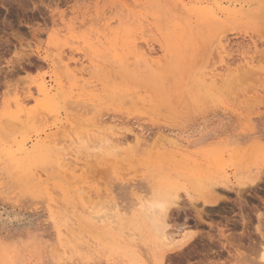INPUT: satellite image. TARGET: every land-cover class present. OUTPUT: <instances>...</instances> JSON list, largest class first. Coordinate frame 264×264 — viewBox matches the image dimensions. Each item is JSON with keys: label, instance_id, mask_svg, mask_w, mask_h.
Segmentation results:
<instances>
[{"label": "rangeland", "instance_id": "374dc122", "mask_svg": "<svg viewBox=\"0 0 264 264\" xmlns=\"http://www.w3.org/2000/svg\"><path fill=\"white\" fill-rule=\"evenodd\" d=\"M241 1L0 0V264H131L125 249L100 248L79 217L95 205L100 215L118 204L136 206L159 181L178 189L180 209L170 216V229L194 233L182 247L184 239L170 243L167 264H264V0ZM218 6L232 13L215 16ZM227 34L234 44H247L251 79L209 78L225 63L216 44ZM146 41L168 44L161 67L135 63ZM36 79L63 83L54 111L36 110ZM62 122L70 128L44 146L45 162L21 172L11 167L7 141L30 144ZM119 131L127 140L116 143ZM77 134H86L91 148L98 142L111 147L94 172L85 166L72 177L57 160ZM253 176L259 185L241 196L217 187ZM214 188L227 200L205 206Z\"/></svg>", "mask_w": 264, "mask_h": 264}, {"label": "bare ground", "instance_id": "6f19581e", "mask_svg": "<svg viewBox=\"0 0 264 264\" xmlns=\"http://www.w3.org/2000/svg\"><path fill=\"white\" fill-rule=\"evenodd\" d=\"M183 1V0H182ZM243 1V0H242ZM241 1V2H242ZM245 1V0H244ZM11 4V3H10ZM9 4V5H10ZM220 5V4H219ZM220 9L221 13L218 14L217 13V10ZM218 9L215 10V16H219V17H222L224 15V13H228V14H231L232 11L231 9L229 8H226V7H220L218 6ZM128 10V9H127ZM219 11V10H218ZM219 11V12H220ZM226 11V12H225ZM205 12V10L203 11ZM218 17V18H219ZM223 18V17H222ZM24 19V18H23ZM20 21V20H19ZM22 23V22H21ZM181 23V22H180ZM109 24V23H108ZM182 24V23H181ZM29 25V24H28ZM179 25V24H178ZM195 27V26H194ZM227 29V28H226ZM222 36V37H221ZM220 38L217 40V47H216V50H217V53L221 56V59L225 61V63L222 65V66H219V67H214L212 68L207 74H209V78L212 79L213 82H217V81H220V80H223L226 78H224V75L227 73V75L229 74H232V75H241L239 77H242V79H240L241 81L246 78H249L248 76H250L249 79H251L252 75H247V73H251L253 72V67L251 66V62L252 60L249 59V56L247 55V44H242L241 43H235L231 40V38L227 35H221ZM216 40V39H215ZM236 41V40H235ZM154 42V41H153ZM142 44V43H141ZM144 45V44H143ZM168 44L166 43H159L158 44V47L154 45V43L150 42V41H146L145 42V45L142 47V52L140 53V56L139 58L136 60L135 59V63H139L141 62L140 64L143 65L142 63V59L146 60L147 62L153 64V65H156V66H160L161 67V64H162V61L168 57ZM138 46V45H137ZM140 46V45H139ZM142 46V45H141ZM140 46V47H141ZM202 46V45H201ZM208 49V48H207ZM189 51V50H188ZM263 52V51H261ZM159 53H160V56H159ZM215 55L216 53L213 52ZM203 54V53H202ZM206 54V53H205ZM214 55V57H215ZM262 55V54H260ZM97 56V55H94V57ZM105 56V55H104ZM104 56H101V57H104ZM120 56V55H119ZM201 56V55H200ZM205 56V55H204ZM217 56V55H216ZM256 56V54H255ZM122 57V56H121ZM120 57V58H121ZM254 57V56H252ZM257 57V56H256ZM46 58V57H45ZM131 58V57H130ZM255 58V57H254ZM49 59V58H48ZM53 59V58H52ZM55 59V58H54ZM63 57H60L59 60H58V63L60 65V63H63ZM219 59V57H218ZM256 59V58H255ZM254 59V60H255ZM261 59V58H259ZM211 60V59H210ZM264 60V58H263ZM56 61V59H55ZM256 61V60H255ZM260 61V60H258ZM257 62V61H256ZM262 62V61H261ZM72 63V62H71ZM70 62L68 64H70L72 66ZM77 63V61L75 62V64ZM110 63V61H109ZM133 63V62H131ZM129 63V64H131ZM196 63V62H195ZM198 63V61H197ZM67 64V66H68ZM214 64V63H213ZM77 65V64H76ZM195 65V64H194ZM63 66V65H62ZM148 66V65H147ZM212 66V65H211ZM104 67V66H103ZM210 67V66H209ZM208 68V67H207ZM87 69V68H86ZM89 71V70H88ZM260 71V70H259ZM146 72V71H145ZM262 72V71H261ZM85 74V73H84ZM112 74V73H111ZM262 74V73H261ZM260 74V75H261ZM165 74H163L164 76ZM247 75L246 77L243 76ZM113 76V74H112ZM117 76V75H116ZM162 76V77H163ZM165 78V77H164ZM244 78V79H243ZM58 79V78H57ZM234 79V77L232 78ZM254 79V78H252ZM170 80V79H169ZM223 80V81H225ZM95 81V80H94ZM232 81V80H230ZM33 82L34 84L31 85V87L35 88L34 92L35 94L37 95L38 97V107L40 106V109H38V107H36L37 111L38 110H45V111H48V112H51V111H54V108H55V103L56 101L58 100V98H60L61 96H63V83L55 86L54 83L52 84H48L46 83L44 80L40 81V82H37V79L36 80H33L31 81ZM233 82V81H232ZM245 83V82H244ZM166 84V83H165ZM218 84V83H217ZM220 84V83H219ZM218 84V85H219ZM95 85V84H94ZM97 85V84H96ZM221 85V84H220ZM251 86V85H250ZM249 86V87H250ZM231 87V86H230ZM30 88V87H29ZM225 88V87H224ZM32 89V88H30ZM151 90V89H150ZM162 90V89H161ZM226 90V89H225ZM234 90L233 92L236 93L235 89H232ZM153 91V90H152ZM229 91V90H228ZM231 91V90H230ZM229 91V93H230ZM250 91V90H249ZM146 92V91H145ZM232 92V91H231ZM145 94V93H144ZM185 94V93H184ZM239 94V93H238ZM245 95V94H244ZM238 96V95H237ZM241 96V95H240ZM252 96V95H250ZM256 96V95H255ZM36 97V96H35ZM36 97V98H37ZM120 97V96H119ZM123 97V96H122ZM134 97H136L134 95ZM176 97V96H175ZM257 97V96H256ZM249 98V97H248ZM68 99V98H67ZM116 99V97L114 98ZM126 99V98H125ZM124 99V100H125ZM144 99V98H143ZM146 99V98H145ZM236 99V98H235ZM250 99V98H249ZM123 100V101H124ZM214 100V99H213ZM67 101V100H66ZM65 101V102H66ZM69 101V100H68ZM67 101V104H69L70 102ZM73 102V101H72ZM71 102V103H72ZM81 102V100H80ZM78 102V103H80ZM143 102L145 103V101L143 100ZM142 102V103H143ZM150 101H148L149 103ZM70 103V105L68 106H72ZM138 103V102H136ZM143 103V104H144ZM147 103V102H146ZM57 104H58V101H57ZM61 104V103H60ZM83 104V103H82ZM81 104V105H82ZM87 105V104H85ZM92 105V104H91ZM179 105V104H178ZM37 106V105H36ZM78 106V104L76 105ZM83 106V105H82ZM76 110V107L75 105L73 106ZM88 107V106H86ZM85 107V108H86ZM74 108L71 107V109L73 110ZM85 108L83 107V109L85 110ZM102 108V107H101ZM31 109V108H30ZM61 109V108H60ZM63 109V108H62ZM87 109V108H86ZM88 109H90L88 107ZM156 109V108H155ZM36 110H32L34 112V114L37 115V112ZM82 111L85 113V111ZM91 110V109H90ZM78 111V109L76 110ZM44 112V111H42ZM90 112V111H89ZM88 112V113H89ZM76 113V112H74ZM116 113V112H115ZM119 113V112H118ZM162 113V112H161ZM160 113V114H161ZM75 115H78L75 114ZM79 115H81L79 113ZM78 115V116H79ZM74 116V114H73ZM72 116V117H73ZM83 116V115H82ZM26 117V116H25ZM35 117V116H34ZM33 117V118H34ZM38 117V115H37ZM46 117V116H45ZM61 117V116H60ZM36 118V117H35ZM40 118V117H39ZM47 118V117H46ZM76 118V116H75ZM74 120H78V118H76ZM38 119V118H36ZM45 119V118H44ZM70 119V118H69ZM73 119V118H72ZM81 119V118H80ZM77 120L75 122H77ZM141 120V119H140ZM24 121V120H23ZM38 121V120H37ZM41 121V120H39ZM45 121V120H44ZM81 122V120H79ZM79 121H78V124L77 126L79 125ZM28 122H30L28 120ZM74 122V123H75ZM17 123V122H16ZM42 123V122H41ZM18 125H21L20 123H17ZM71 124V123H70ZM80 124H83V122H81ZM85 124V123H84ZM83 124V125H84ZM88 124V123H87ZM90 124V122H89ZM72 125V124H71ZM86 125V124H85ZM120 125V124H119ZM69 126V122L67 123H61V125L59 126V129L57 130V132L55 131L54 134L52 135H45L46 137L44 139H40V138H37L35 141H33L32 143L28 144V142L24 139H21V140H18V141H7L9 142L8 144V147H5L4 149V152H5V155L7 156V159L11 165V167L15 168L17 171H24L28 168V166H31L35 163H40V162H45V156L43 155V149H44V146H47L48 144H50V141H55L56 139L59 138V136H61L62 134L65 135L66 131H67V128H70L68 127ZM75 127V126H74ZM103 127V126H102ZM73 128V126H72ZM77 128V127H75ZM95 128V127H94ZM124 128V127H122ZM127 129V128H126ZM69 131V130H68ZM98 131V130H97ZM70 132H71V129H70ZM69 132V133H70ZM77 132V130H76ZM132 132V130H131ZM91 133V132H90ZM89 133V134H90ZM138 133H136V142H135V146L136 143H140L141 142V137L139 135H137ZM78 135V134H77ZM80 135V134H79ZM76 136L75 138H71V147L65 152L63 153L61 156H58L59 157V162H57V165L60 166L63 171H65L64 173H69V176L71 174L72 177H76V172L79 171L81 168H84L85 166V169L86 168H89V169H86V171L90 170L91 171V167H92V171L94 172V166L98 163H100V161L102 159H104V162L107 160H105V158H107L106 156L108 155L107 151H102V152H94V151H89L88 150V145H90L89 143L87 144L86 140H85V135L83 137L80 136ZM83 135V134H82ZM115 135V134H114ZM167 135V134H166ZM91 137V136H90ZM63 138V137H62ZM61 138V139H62ZM59 138V140H61ZM80 139V140H79ZM86 139H88V137H86ZM94 139V138H93ZM172 139V137H171ZM86 143L87 146L86 147H82V145H85L83 144L82 142ZM85 140V141H83ZM103 140V139H102ZM127 140L126 137L123 136V131H119V133H116L113 141H115L116 143H120L121 141H125ZM173 140V139H172ZM176 140V139H175ZM172 141V144H176L177 147H183L178 141ZM62 141H65V140H62ZM89 141V139H88ZM98 142V140H96ZM66 142V141H65ZM90 142V141H89ZM93 142V141H92ZM60 143V142H59ZM94 143H96L94 141ZM58 144V143H57ZM56 144V145H57ZM102 144H100V142H98L97 144H94L92 146V148H95V147H98ZM16 146V148H14ZM116 146V145H115ZM52 147V146H51ZM90 148H91V145H90ZM115 149V148H114ZM46 150V149H45ZM66 150V149H65ZM16 151V154L13 153ZM121 151V150H120ZM63 152V151H62ZM126 153V152H125ZM115 154V153H114ZM111 155V154H110ZM114 156V155H113ZM112 158V157H111ZM2 160V159H1ZM4 161V160H3ZM118 161V159H117ZM103 162V161H101ZM113 162V160H112ZM120 162V161H119ZM92 163V166L90 165ZM94 163V165H93ZM90 167H87L89 166ZM112 166V164H111ZM126 166V165H125ZM95 167H100V166H95ZM113 167V166H112ZM60 168V169H61ZM104 169L106 167H103ZM114 168V167H113ZM123 168V167H122ZM240 168V167H239ZM107 169H108V166H107ZM105 169V170H107ZM14 170V171H16ZM97 169H95L96 171ZM99 172H101V170H103L102 168L101 169H98ZM104 170V172H106ZM110 169L107 170V173L109 172ZM115 170V169H114ZM241 170V169H239ZM243 170V169H242ZM62 171V170H61ZM84 170H81V172H83ZM87 171V172H88ZM247 171V169H246ZM261 171V170H260ZM36 172H38L36 170ZM80 172V173H81ZM97 172V171H96ZM23 173V172H22ZM18 174V173H17ZM20 174V173H19ZM42 174V173H41ZM86 174V173H84ZM83 174V175H84ZM92 172L89 174L91 175ZM261 174V173H259ZM35 175V174H34ZM79 175V174H78ZM94 175V173L92 174ZM105 175V174H104ZM254 175V174H253ZM258 175V174H257ZM247 176H251V174H247ZM256 176V175H255ZM253 176V178L251 177L250 178V181L247 182L246 180H239L238 182V186L236 185H233V182L232 183H229V182H220L219 184H217V187L220 186L221 188L225 189V190H229V191H235L237 192L240 196L242 195L241 193L247 188H250V187H253V186H257L259 185L258 183L260 182V178L259 177H255ZM71 177V178H72ZM83 177V176H82ZM91 177H94V176H91ZM161 177V175H160ZM242 177V175H241ZM263 177V176H262ZM259 178V179H258ZM240 179V178H239ZM247 179V178H246ZM74 180V179H73ZM154 180V179H153ZM159 180H161L159 178ZM76 181V180H75ZM150 181V180H149ZM152 181V180H151ZM263 181V180H262ZM147 182V181H146ZM235 182V181H234ZM200 183V182H199ZM147 184V183H146ZM155 187H158V188H167V187H171L170 185H167L163 182H158L157 185ZM199 187V186H197ZM216 188V187H215ZM214 188V191H216V189ZM200 189V188H199ZM213 190V189H212ZM256 190V189H255ZM81 191V190H80ZM248 191V190H247ZM208 193V192H207ZM215 192H211L209 195L206 194V197L203 199L204 201V205L205 206H217L219 205L222 201L224 200H227V198L225 196H222V193L216 191L215 195L213 194ZM217 193H220L221 196H218ZM151 195H152V192H151ZM208 195V196H207ZM139 202L141 199L143 200H149L151 198L150 197H145V196H141L139 197ZM87 200V199H86ZM242 201V200H241ZM240 201V202H241ZM89 203V202H88ZM224 203V202H223ZM245 204V203H244ZM139 205L136 204L133 205V202H131L130 204H123V205H120L118 204L117 206L114 207V210L111 212V213H107V215H104V212H102L103 215H100V214H96L97 210H95V206L91 208V210H89V213H88V216L87 218H83V217H79L80 219V222L81 224H84L86 228L89 229V232H91L92 234V237H94V239L96 240V242H98V244L100 245L99 247L101 248H106V249H111V250H116V248H123L125 249V254L126 256L129 257V260L131 262V264H155V261H156V256H157V252L156 253H152V248L154 250V248L159 251L160 247H161V241L157 238V236L151 231L150 227L141 222L139 223L138 225H134L132 224L131 220H130V216L133 212V209L134 207H137ZM179 203L177 202V207L173 208V209H170L169 210V213H168V223H169V231L167 233V242L168 243H174V242H178V241H181V240H185L184 238V235L183 233L185 232L183 228H172L170 229V225L173 224L170 223L171 219H170V216H172V214L174 213V211H176V209L179 211V207H178ZM203 205V206H204ZM179 208V209H178ZM196 208V207H195ZM199 209V208H198ZM88 210V209H87ZM184 210V209H183ZM200 210V209H199ZM196 209V214L198 216H201V212L202 211H199ZM86 211V210H85ZM176 211V212H178ZM206 211V210H205ZM105 213V214H106ZM185 213V212H184ZM241 213V212H240ZM76 214V213H75ZM201 214V215H200ZM99 215V216H97ZM174 215V214H173ZM241 215V214H240ZM80 216V215H79ZM103 216H106L105 219H103L104 217ZM76 217V216H75ZM98 217V218H97ZM186 217V216H185ZM78 218V217H77ZM97 218V219H96ZM100 218V220H98ZM172 218V217H171ZM103 219V220H101ZM201 219V218H200ZM199 219V220H200ZM241 219L243 220V222H245V219L247 220V217L244 218V217H241ZM98 220V221H97ZM173 220V218H172ZM175 220V218H174ZM185 221V220H184ZM187 221V220H186ZM202 221V220H201ZM78 223V222H77ZM79 224V223H78ZM187 224V223H184V225ZM80 225V224H79ZM183 225V226H184ZM83 226V225H82ZM175 226V225H174ZM84 227V226H83ZM172 227V226H171ZM84 229V228H83ZM187 232V231H186ZM74 233V232H73ZM77 233V232H76ZM262 234V233H261ZM129 236V238H127L126 236ZM235 235V234H234ZM263 236V234H262ZM191 237V236H190ZM190 237L183 241V243H181V245H179L180 247H182L184 244H186L187 242H189L190 240ZM264 237V236H263ZM124 240H128L127 243H125ZM190 243V242H189ZM241 244V243H240ZM264 244V243H263ZM144 246L148 247L145 248ZM175 246V245H174ZM74 248V247H73ZM262 248V247H261ZM105 249V250H106ZM151 249V250H150ZM181 249V248H180ZM262 250V249H261ZM77 251V250H76ZM88 251V250H86ZM85 251V252H86ZM179 251V250H177ZM68 252V251H67ZM79 251H77L78 253ZM90 252V251H89ZM119 252V251H118ZM122 252V251H121ZM183 252V251H182ZM260 252V251H259ZM114 253V252H113ZM185 253V252H184ZM261 253V252H260ZM83 254V253H82ZM124 254V255H125ZM154 254V255H153ZM173 255V254H172ZM220 255V254H219ZM260 257V256H259ZM165 258V257H164ZM79 262V261H78ZM128 262V261H127ZM68 263V262H66ZM76 263V262H75ZM203 263V262H202ZM262 263V262H261ZM60 264V263H59ZM63 264H65L63 262ZM85 264V262H84ZM87 264V263H86ZM95 264V263H94Z\"/></svg>", "mask_w": 264, "mask_h": 264}, {"label": "snow or ice", "instance_id": "6c2138e0", "mask_svg": "<svg viewBox=\"0 0 264 264\" xmlns=\"http://www.w3.org/2000/svg\"><path fill=\"white\" fill-rule=\"evenodd\" d=\"M82 147H86V145H82ZM110 147V142H105V144L88 150L102 152L110 149ZM178 199V189L174 187H154L151 198L149 200L141 199L139 205L134 207L130 216L132 224L138 225L141 222L147 224L161 241V247L157 253L155 264H167L164 256L173 247V245L167 242V233L169 231L168 213L170 209L177 207ZM193 234L192 232L183 233L185 240ZM260 260L264 261V251L260 253ZM234 264H255V262L253 260L243 261L237 259Z\"/></svg>", "mask_w": 264, "mask_h": 264}]
</instances>
